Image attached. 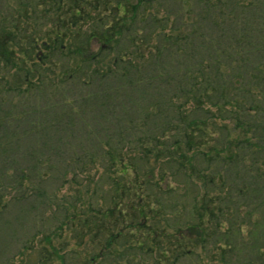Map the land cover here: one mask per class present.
Instances as JSON below:
<instances>
[{"label":"trees","instance_id":"trees-1","mask_svg":"<svg viewBox=\"0 0 264 264\" xmlns=\"http://www.w3.org/2000/svg\"><path fill=\"white\" fill-rule=\"evenodd\" d=\"M19 3L0 8V247L29 231L19 263L51 264L77 219L95 246L59 264H264V0Z\"/></svg>","mask_w":264,"mask_h":264},{"label":"rangeland","instance_id":"rangeland-1","mask_svg":"<svg viewBox=\"0 0 264 264\" xmlns=\"http://www.w3.org/2000/svg\"><path fill=\"white\" fill-rule=\"evenodd\" d=\"M19 1L22 0H0V8H2L3 5V10H8V9H12L14 11L13 15L18 16L19 14H23L24 12V6L20 5ZM32 3H36L34 1H30ZM7 5V6H6ZM41 9V7H40ZM9 11V10H8ZM42 20H40L41 22ZM31 25H35V23H30ZM98 44L97 43H93L92 44V48L94 50H96L98 48ZM42 54V50L39 51ZM4 100H6V98H3ZM70 184L64 185L60 190L56 191L58 192V199L55 202H60V198L61 195H66L69 192L72 194V191H70ZM48 188L54 189V185L53 184H49ZM79 216V215H78ZM42 220H43V227L41 228V230L45 229L46 227H48V223L46 222V220L43 219V217L41 216ZM55 218H58V215H55ZM37 225H41V221L38 220L37 221ZM33 226V223L30 224V229ZM78 225H77V219L74 220L73 225L69 228L65 227L63 233L61 236L57 237L55 239V243L59 244V254L58 256L55 254V259L53 261H51V264H59L60 263V255L64 252L71 251L73 248H76V252H82L84 253V249H90L93 246H95L94 243H92L90 241V237H85L82 245H78L77 241L80 238V234L79 231L77 230ZM78 231V232H77ZM24 230H16L14 235L10 236L9 239L11 241V244L8 245L7 247H0V264H6L7 261L9 260L10 257L14 256L15 257V264L19 263V260L21 259V257H17L18 252L20 250V246L21 244L31 235V233L28 231L25 234ZM62 246V248H61ZM69 253V252H67ZM29 253H26L23 257L26 259V256ZM84 256V254H83ZM82 256V257H83ZM82 257H78L76 256L74 261L77 262V264L79 263V259H81ZM209 255H206V258H204L206 261L208 260ZM21 264V263H19Z\"/></svg>","mask_w":264,"mask_h":264}]
</instances>
